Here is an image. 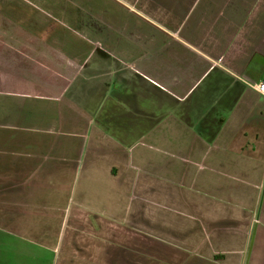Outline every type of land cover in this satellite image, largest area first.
<instances>
[{"label": "crops", "instance_id": "1", "mask_svg": "<svg viewBox=\"0 0 264 264\" xmlns=\"http://www.w3.org/2000/svg\"><path fill=\"white\" fill-rule=\"evenodd\" d=\"M263 74L264 0H0V264H264Z\"/></svg>", "mask_w": 264, "mask_h": 264}, {"label": "rangeland", "instance_id": "2", "mask_svg": "<svg viewBox=\"0 0 264 264\" xmlns=\"http://www.w3.org/2000/svg\"><path fill=\"white\" fill-rule=\"evenodd\" d=\"M40 4V2L38 3V5ZM74 88H75V86L69 91V99L70 100H73V98L74 99H80V98H82V95H81V93L80 92H78L77 94H75V95H71L72 93H73V90H74ZM90 90H87V92H89ZM71 95V96H70ZM76 95H78V98L76 97ZM86 95V98H89V99H91V96H90V93H86V94H83V96H85ZM80 101H82L81 99H80ZM23 217V216H22ZM4 229H3V227L2 226H0V237H5V240H6V237L7 238H12L13 236H11V234H9V233H7L6 232V230L5 231H3ZM38 263L39 264H43V260H41V258L40 259H38Z\"/></svg>", "mask_w": 264, "mask_h": 264}, {"label": "built area", "instance_id": "3", "mask_svg": "<svg viewBox=\"0 0 264 264\" xmlns=\"http://www.w3.org/2000/svg\"><path fill=\"white\" fill-rule=\"evenodd\" d=\"M250 85L256 89L259 93L264 95V74L262 79L259 82L250 83Z\"/></svg>", "mask_w": 264, "mask_h": 264}]
</instances>
